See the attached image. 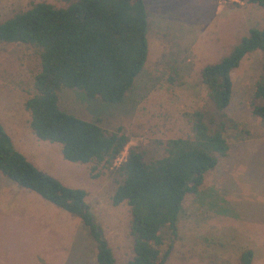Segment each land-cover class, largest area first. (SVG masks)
Listing matches in <instances>:
<instances>
[{
	"label": "rangeland",
	"instance_id": "rangeland-1",
	"mask_svg": "<svg viewBox=\"0 0 264 264\" xmlns=\"http://www.w3.org/2000/svg\"><path fill=\"white\" fill-rule=\"evenodd\" d=\"M74 0H0V23L33 4L64 8ZM147 20L143 67L120 103L110 105L81 92L60 89V110L118 133L127 143L110 167L94 161L66 162L60 146L37 140L23 104L34 94L39 50L0 42V126L15 151L34 168L67 188L85 193L84 203L100 228L115 264L132 256L130 213L111 205L122 181L118 166L134 149L144 162L165 156V143L190 137L184 115L206 102L199 72L226 56L251 28L264 27V6L246 0H142ZM264 57L246 55L231 71L230 100L224 113L234 123L225 134L227 154L203 175L196 194L181 202L172 237L159 235L164 264H239L250 250V264H264V128L252 116L250 98ZM0 198L29 201L0 207V264H94V243L80 220L0 176ZM1 204V202H0ZM26 204V205H25Z\"/></svg>",
	"mask_w": 264,
	"mask_h": 264
},
{
	"label": "trees",
	"instance_id": "trees-1",
	"mask_svg": "<svg viewBox=\"0 0 264 264\" xmlns=\"http://www.w3.org/2000/svg\"><path fill=\"white\" fill-rule=\"evenodd\" d=\"M246 2L264 6V0ZM146 17L142 0H74L64 8L33 4L0 23V42L39 50L34 94L23 107L34 137L58 144L64 161H94L110 167L124 149L126 136L106 134L94 123L60 110L57 93L69 89L106 104L120 103L145 61ZM253 52L264 57V27L249 29L226 56L201 69L199 81L206 102L201 109L184 115L190 137L166 141L165 156L149 162L134 149L126 151L118 166L123 178L110 199L112 206L125 203L129 207L133 256L126 264H164L170 245L160 250L159 232L166 226L175 236L173 226L183 197L196 194L204 173L215 167L217 157L227 154L225 134L235 127L224 113L231 94L230 73ZM249 104L252 116L264 128V66ZM0 176L78 218L94 243V264H115L84 203L85 193L64 187L34 168L13 149L1 126ZM251 258V251L245 250L239 264H250Z\"/></svg>",
	"mask_w": 264,
	"mask_h": 264
},
{
	"label": "crops",
	"instance_id": "crops-1",
	"mask_svg": "<svg viewBox=\"0 0 264 264\" xmlns=\"http://www.w3.org/2000/svg\"><path fill=\"white\" fill-rule=\"evenodd\" d=\"M0 202H1L0 207L6 206V205L12 206V207L14 206V208L16 207L17 210H20L17 208V206L21 205L20 203H22L21 207H23L24 202L28 203L29 201L23 200V199L0 198ZM0 212H2L4 214L7 212H10V209L3 210L2 208H0Z\"/></svg>",
	"mask_w": 264,
	"mask_h": 264
}]
</instances>
